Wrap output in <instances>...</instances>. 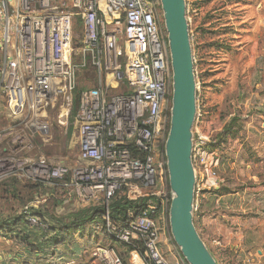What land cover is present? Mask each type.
Masks as SVG:
<instances>
[{
	"label": "built area",
	"instance_id": "built-area-1",
	"mask_svg": "<svg viewBox=\"0 0 264 264\" xmlns=\"http://www.w3.org/2000/svg\"><path fill=\"white\" fill-rule=\"evenodd\" d=\"M52 1L0 0V47L6 50L0 91L11 116V123L0 129V184L27 181L40 188L41 197L52 196L59 205L72 200L101 205L103 228L111 239L130 247L133 264H169L160 241L168 229L171 191L155 149L156 137L165 130L162 110L170 101L171 84L160 2L67 0L58 7ZM76 17L83 23L78 52L90 56L98 84L80 94L74 118L79 149L68 167L36 151L48 141L50 112L57 110L58 123L64 125L72 104ZM163 161L166 174L164 154ZM116 196L144 199L122 225L109 218L108 204ZM25 214L38 229L49 228L34 216L31 205ZM9 240L8 249L0 250V264H70L60 257L44 260L37 250L22 255ZM30 254L36 258L28 259ZM97 254L105 264H122L112 248L98 247Z\"/></svg>",
	"mask_w": 264,
	"mask_h": 264
},
{
	"label": "rangeland",
	"instance_id": "rangeland-1",
	"mask_svg": "<svg viewBox=\"0 0 264 264\" xmlns=\"http://www.w3.org/2000/svg\"><path fill=\"white\" fill-rule=\"evenodd\" d=\"M52 2L59 7L67 0ZM185 2L196 81V116L192 129V162L196 173L194 224L217 264H264V147H261L264 133L261 137L263 144L257 145L256 137L243 128V105L236 89V70L243 61L236 49V40H247V19L250 17H259V23H262L264 0ZM256 7L259 12L254 13ZM240 16H244L246 22L240 23L241 38L236 39ZM72 24L71 60L75 65L72 104L64 125L58 123L57 110L50 112L52 125L48 141L36 151L51 162L61 160L68 167L75 162L79 149L74 120L78 97L98 84L97 71L90 56L78 52L83 23L76 17ZM120 39L122 47L123 38ZM5 53L6 50L0 47V84ZM127 62L122 53L121 65L125 66ZM168 88L171 94V84ZM165 106L162 110L165 130L156 137L155 149L156 163L162 169L161 177L167 185L161 148L169 127L170 101ZM10 123V110L0 91V129ZM13 181L17 183L15 189L8 188L6 192L0 186V250L8 249L10 237L17 252L25 255L26 250H37L44 260L60 257L70 264H105L97 254V248L102 247L114 249L122 264H133L129 257L130 247L107 235L94 207L75 200L59 205L52 196L41 197L40 188L29 182ZM29 205L33 211L42 214L33 212L39 222L49 227L46 231L27 220L25 210ZM84 208L91 209L90 219L68 227L56 223L58 220L67 221L70 213ZM169 234L166 228L161 237L163 257L169 264H187ZM31 254L28 259H35Z\"/></svg>",
	"mask_w": 264,
	"mask_h": 264
},
{
	"label": "water",
	"instance_id": "water-1",
	"mask_svg": "<svg viewBox=\"0 0 264 264\" xmlns=\"http://www.w3.org/2000/svg\"><path fill=\"white\" fill-rule=\"evenodd\" d=\"M171 72L170 119L162 147L171 191L168 230L187 264H217L193 220L196 173L192 162L196 81L185 0H159Z\"/></svg>",
	"mask_w": 264,
	"mask_h": 264
},
{
	"label": "crops",
	"instance_id": "crops-1",
	"mask_svg": "<svg viewBox=\"0 0 264 264\" xmlns=\"http://www.w3.org/2000/svg\"><path fill=\"white\" fill-rule=\"evenodd\" d=\"M254 12V11H253ZM259 12L258 7L255 12ZM259 17H250L246 32L247 40L244 41L239 35L240 23H245L244 16L238 18L236 27V49L243 61L236 70V89L238 90L239 102L243 105L241 118L244 120L243 127L248 134L256 137L257 145L261 141L264 130V18L259 23ZM239 29V30H238ZM238 76V77H237ZM264 147V145H261Z\"/></svg>",
	"mask_w": 264,
	"mask_h": 264
},
{
	"label": "trees",
	"instance_id": "trees-1",
	"mask_svg": "<svg viewBox=\"0 0 264 264\" xmlns=\"http://www.w3.org/2000/svg\"><path fill=\"white\" fill-rule=\"evenodd\" d=\"M77 102L79 103V97H78ZM78 103L76 104V106H78ZM75 110L77 111V107ZM13 180H15V179H10L6 182H3L0 184V186L6 192H7L8 188L9 189H15V186L17 185V183ZM143 204H144V199L132 201V200L126 199L124 196H116V197L112 198L108 204L109 218L114 224L122 225L129 219L128 212L129 211L138 212V210L143 206ZM92 207H94L93 210H96L95 212H97L99 216H101V214L104 212V208L101 205H96V206H92ZM33 212L35 214L42 216V214H40L38 211H33ZM46 215L50 218H53L51 216V214H49V213H46ZM98 215H96V216L98 217ZM91 217H92L91 209L90 208H84L80 211L70 213L66 217V218H68L67 221L64 222L62 220H58V221H56V223L59 224L60 226L62 225L63 227L64 226L68 227L70 225L77 224L78 222H82V221H85L87 219H90ZM139 251L143 252V248L141 247V245L139 246Z\"/></svg>",
	"mask_w": 264,
	"mask_h": 264
}]
</instances>
